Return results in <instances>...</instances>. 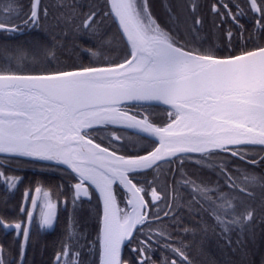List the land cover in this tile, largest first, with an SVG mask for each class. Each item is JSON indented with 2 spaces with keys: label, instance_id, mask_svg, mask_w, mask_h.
<instances>
[{
  "label": "snow or ice",
  "instance_id": "6c2138e0",
  "mask_svg": "<svg viewBox=\"0 0 264 264\" xmlns=\"http://www.w3.org/2000/svg\"><path fill=\"white\" fill-rule=\"evenodd\" d=\"M41 5L42 0H31L27 12L23 7L5 9L0 33L7 34L5 39L23 35L24 30L43 33L51 42L37 41L38 46L54 58L58 52L71 62L57 59L55 65L27 73L0 65V154H7L10 161L23 160L67 175L72 195L64 203L66 208L72 205L69 221L74 228L81 198L90 200L93 190L99 193L100 264H127L121 246L136 239L137 233L143 237L132 248L137 264H149L156 248L174 258L153 260L152 264H193L190 245L172 239L177 233L169 231L179 225L185 207L190 215L211 211L215 224L210 228L197 225L205 238L212 231L231 247L235 233L238 248L254 238L250 225L255 224L258 213L264 223V202L259 208L237 203L239 197L233 192L253 194L238 189L226 163L207 165L224 177L225 183L214 188L208 187L210 182L197 184L188 179L184 165L190 162L205 167L204 161L219 152L243 160L245 145L264 146V0H237L235 4L215 0L211 4L209 11L219 20L213 21V29L220 33L222 49L212 43L214 32L201 35L207 19L198 14L196 0L183 21L176 7H168L167 23L158 22L149 0H105L100 7L87 0H60L51 14ZM183 7L188 9L187 0ZM13 11L15 15H10ZM247 11L259 13L252 29L258 30L259 42L250 45L249 37L241 45L234 42L231 26L226 29L224 25L231 20L241 34L249 31L239 24ZM9 49L23 51L20 44H0V50ZM77 50L81 62L73 58ZM85 56L89 57L86 63ZM160 105L167 109L168 122L158 126L150 109ZM109 127L113 131L105 137L107 146L102 147L95 142L94 133ZM117 128L137 130L150 143L129 140ZM164 164L173 173V184L171 193L161 195L153 186L157 177L150 181L147 175L162 170ZM17 170L11 164L0 165V182L9 193L23 182L22 177L7 174ZM177 175L182 179L176 180ZM114 184L124 201L118 200ZM63 188V184L52 186L57 196L64 195ZM189 188L192 198L185 200L181 190ZM41 192L37 186L35 195L31 187L22 194L20 213L26 214V224L0 217V227L12 229L14 239L20 241L18 264H23L31 242V224L36 219L32 209L40 208V230L52 228L57 218L58 203L49 191L44 190L42 198ZM149 195L150 201L145 199ZM161 203L166 207H159ZM195 231L184 228V234ZM78 242L79 237L73 240L71 234L62 239L55 264H61L62 257L80 264ZM0 264H11L5 261L2 247Z\"/></svg>",
  "mask_w": 264,
  "mask_h": 264
},
{
  "label": "trees",
  "instance_id": "16d2710c",
  "mask_svg": "<svg viewBox=\"0 0 264 264\" xmlns=\"http://www.w3.org/2000/svg\"><path fill=\"white\" fill-rule=\"evenodd\" d=\"M234 1L235 3L237 2V0ZM30 2L31 0H18V3H13L12 0H0V18H4V10L10 7L12 9L23 7L24 12H27L30 8ZM82 2H84V0H82ZM87 2L95 3L97 7H100L104 5L105 0H87ZM59 3L60 0H42L41 7H47L51 14L56 11V5H58ZM150 6L153 15L157 17L158 22L161 23H167L169 20L168 15L163 19H160V17H158L161 10L167 11L168 7H176L177 11L181 14V21L188 17L189 11L191 10L189 4L188 9L186 10L183 5L175 6L174 4H170L163 7L157 6L151 0ZM241 7L243 8L245 7V5L242 3ZM205 9V13L203 12V10L201 11L200 9H198V14L202 17H206L207 19V22L203 25V31L201 32V35L207 36L208 33L214 32V35L211 37L212 43H214L217 48L222 49L223 45L219 39L220 33L219 31L213 29V21L219 23V20L217 19V17L211 14L209 9ZM107 10L108 9L105 8V11ZM247 12L250 13L249 11ZM10 15H15V12L13 11L12 13H10ZM21 15H23V13H21ZM12 22L19 23L20 21L13 20ZM190 22L191 21L189 20V23ZM106 23L110 25L111 21L108 20L106 21ZM228 25V23L225 24L224 28H226V26L228 27ZM251 27L253 28V26ZM246 28L250 27L247 25ZM232 31L234 32L235 36L236 31L234 29H232ZM250 31V34L247 35L248 38L251 37L250 39H248L249 44L251 45L259 42L258 30L253 31L250 29ZM6 36V33H0V44H20L23 47V51L14 52L10 49L0 50V65L4 67H10L13 70H19L21 72L27 73L32 71L33 69H39L49 64L55 65L57 59H59L60 61L71 62L67 61L66 56L60 55L58 52L56 54V57L54 58L51 55L50 51H45L38 46V44L36 43L37 41H39L40 43L51 42V37L46 36L43 33H29L27 30H24L23 35H17L14 39H5ZM247 37L245 36L242 41L238 40L237 37H234V42L242 45ZM74 42L82 44L80 40H76ZM204 46L208 47L207 41L205 42ZM73 58L76 62H81V57L78 50L73 53ZM88 59L89 57L87 56L83 57V62H88ZM150 111L152 112L153 118L157 122L158 126H160L162 123L168 122V116L166 115L167 109L155 106L150 109ZM109 131H113V128L109 127L106 130L100 129L95 132L94 134L98 137L96 142L101 143L102 146H107L108 141L105 137L107 136V133ZM116 131H118L121 135L129 140H140L141 144L150 143L149 139H146L132 132H128L119 128H117ZM119 143H123V141ZM119 143L117 146H119ZM242 150L247 153L245 158L251 161H256L262 156L263 153V149L260 147H243ZM216 155L221 164L226 163L227 167H229V164H231L232 167L234 166L242 171L251 172L254 175L255 179L258 178L257 182L260 184V188L255 187L257 191L249 190L253 194L251 199L250 197L246 196V194L238 195L242 197V199L246 201V203H251L253 205H256V208H259L261 202H264V163L260 162L262 159H264V156L259 161H257L255 165H253L252 163L241 161L228 153L219 152ZM235 172L236 176L238 175L239 177L240 172ZM253 186L255 185H252V187ZM244 188L246 190L249 189H247L246 187ZM6 195L7 193L4 190V186L0 183V217H7V206L5 204V200L7 198ZM232 195L235 196L237 194L236 192H233ZM259 199L260 201L257 203V200ZM238 203H240V201ZM98 206V203L93 204L94 214L89 209L84 208V206L76 209L77 213H75V216L73 217L75 221L74 223L76 225V234H73L74 237L72 239L75 240L77 237H79L77 248L81 247V249L84 250V248L87 246V241L92 240L93 237L97 236L99 229V214L97 212ZM180 215L183 217V219L180 220L179 225L174 226L170 229L171 231L177 233L172 237V239L182 241L185 245H190V247L188 248V252L190 253L191 259L193 260V264H264V223L261 222V216L259 213L257 214L255 224L250 225V228H252L255 233L254 238L246 239L244 246L241 248H238L235 243L237 239V235L235 233L232 234L231 237L233 244L231 247H229L225 243L224 238H220L218 235L213 234L212 231H209L207 238H205L204 234L197 229V225H199L200 227L208 226L210 228L215 224V220L212 217L210 211L207 214L201 213L200 215H190L187 208L185 207V210ZM184 228L196 229V231L184 234ZM219 231L220 229L217 228L216 233H219ZM67 235L68 234H61V236H58L59 238L57 240L59 241L57 243V251L60 250L61 240L64 239ZM55 243L56 241L51 242V238L46 237L45 246L47 248V251L49 248H51V246L56 245ZM54 256L55 254H49L46 252V250L43 255H39L37 248L32 249V247H30V250L26 254L24 264H49V261H51ZM165 257L168 260L170 258H174L166 251ZM95 263L96 261L93 264ZM67 264L74 263L69 260Z\"/></svg>",
  "mask_w": 264,
  "mask_h": 264
},
{
  "label": "flooded vegetation",
  "instance_id": "af4514ba",
  "mask_svg": "<svg viewBox=\"0 0 264 264\" xmlns=\"http://www.w3.org/2000/svg\"><path fill=\"white\" fill-rule=\"evenodd\" d=\"M155 5L157 6H167L170 4H174L175 6H181L184 4V0H151ZM194 2V0H187V3L189 4V7L191 8V4ZM196 2L199 3L200 7L199 9L205 13L204 9H210L211 4L215 2V0H196ZM225 0H220V3L223 4ZM250 2V0H249ZM150 3V0H149ZM231 4H235L234 0H230ZM205 9V10H206ZM224 11V9H221ZM234 12L239 11V9L233 8L232 9ZM250 13L246 12V14L241 17L239 24L244 25L245 27L248 25L250 28L249 31H245L241 34L239 31L238 27L234 24H232L231 20L228 22V27L226 26V29L231 26L232 29L236 31V35L234 37H237L238 40L242 41V36L243 38L247 35L250 34V29L252 30L253 24L255 23L256 17L259 16V13H256L253 15L251 11ZM168 13L165 10H161L158 17L160 19L167 17ZM204 15V14H203ZM209 16V15H208ZM227 24V23H226ZM248 39V37H247ZM153 111V110H152ZM167 115V112H166ZM168 116V115H167ZM112 131H109L107 133L110 134ZM237 158V157H236ZM193 159H196L194 156ZM239 159V158H238ZM245 160L251 161L249 159L244 158ZM241 161H245V160ZM258 160V159H257ZM247 162V161H245ZM210 163H214L216 165H220V161L218 160L217 155L213 156L210 160H205L204 164L205 167H200L197 166L194 163L186 162L184 165V171L186 172L187 178L195 181V183L199 184L201 180L205 181L208 183V187L214 188L217 186V184L223 185L225 183L224 177L219 176V173L216 172L214 173L209 169L207 166ZM11 164V167L14 169H18L15 172L9 171L7 174L8 175H16L20 176L23 178V182L19 183V186L17 189H15L13 192L9 193L6 191L5 184L3 182H0L4 186V190L7 193V198L5 200V204L7 206L6 212H7V217H10L11 219L7 222L10 223H16V222H22V223H27V217L25 215H21L20 213V205L23 201V192L31 187L33 195H35V188L37 186H40L42 188V192L40 193V197H43V191L47 190L51 193L50 198L58 203V208H57V218L54 220V224L52 228L49 229H44L40 230L38 228V220H39V213H40V208L37 207L35 209H32L34 212L35 220L31 224V242L28 244L27 247V253L30 250V247L32 249L37 248V251L39 252V255H43V253L46 252L49 254H55L54 258L49 261V264H55L56 261V253L58 252L57 246H58V241L57 240L61 236V234H71V237L73 238L74 235L76 234V225L75 228L73 227V222L69 221V212L72 209L71 203L68 204L67 208L65 207L64 201L68 199L69 201L71 200V189H70V184L71 181L67 175H65L62 171L60 170H50L48 168L42 167L41 165H31L28 163L23 162V160L20 161H10L8 157L0 156V165H9ZM177 165H172L173 168H175ZM168 165L164 164L162 166V170H154L152 173H149L147 175L148 180H152L154 177H157L156 179V184L153 185L155 187H158L161 195H163L165 192L171 193V187L173 184V173L167 171ZM227 169H230L228 174L232 177L233 181L237 184L238 187L245 186L249 189H251L252 184L249 182L251 181L252 178H254V175L249 172V171H242L239 168L232 167L231 164H229V167ZM226 169V170H227ZM239 171L240 175L236 176V172ZM143 179V177H141ZM176 180H181L182 178L177 175L175 177ZM63 184V192L64 195H59L57 196L55 193H53L52 186L54 185H60ZM165 184H167V187H165ZM224 191L228 190L227 187L223 188ZM114 191L118 192V200L119 201H124V196L122 192L119 191V188L115 186ZM149 193L151 192V188L148 189ZM191 189L189 188L188 191L181 190V195L185 197V200H189L192 198L190 195ZM199 198V197H198ZM82 199V204L78 207L81 208L84 206V208L89 209L93 214H94V207L93 204H99L98 206V214L99 217L101 216V206H100V201L98 196L96 195L95 191L91 193V199L89 200L88 198H81ZM146 200H151V196H146ZM27 206L31 209V200L28 199L26 201ZM125 203L122 202L120 203V207H124ZM207 208L209 205L205 204ZM159 207H166L164 203H161ZM155 211V209H153ZM211 212V211H210ZM77 213V211H75ZM74 213V216H75ZM163 215V213H161ZM74 220V218H73ZM75 222V221H74ZM166 223V221H165ZM100 227V225H99ZM153 227V231H155V226ZM99 231V229H98ZM169 231H171L169 229ZM98 234V233H97ZM15 232L12 229H4L0 227V247L4 249V259L6 262H11V264H18V250H19V240L14 239L15 237ZM49 237L51 238V242L56 241V245L51 246V248L48 249L45 246V238ZM143 239L142 236L137 233L136 239H133L131 243H128L124 247L122 259L127 262V264H137V253H134L132 251V248L136 246L137 240ZM161 244L164 243V241L160 242ZM83 247V246H82ZM155 248V245H153ZM81 249V247H78ZM99 241L97 239V236L93 237L92 240L87 241V246L82 249V253L79 256L78 260L80 264H93L95 261L97 264V258H98V253H99ZM26 253V254H27ZM151 255V260L149 261V264H152L153 260H161L165 258V250L163 248H156L154 254ZM26 256L24 257L25 261ZM173 258H170L169 261H171ZM69 260L74 263L73 259L71 257H62L61 258V264H67ZM23 261V264H24Z\"/></svg>",
  "mask_w": 264,
  "mask_h": 264
},
{
  "label": "water",
  "instance_id": "95a60500",
  "mask_svg": "<svg viewBox=\"0 0 264 264\" xmlns=\"http://www.w3.org/2000/svg\"><path fill=\"white\" fill-rule=\"evenodd\" d=\"M160 107H165V106L160 105ZM165 108H166V107H165ZM121 129H123V128H121ZM124 130H127V131H130V132H132V133L138 134L137 130H132V129H124ZM138 135L143 136V134H138ZM143 137H144V136H143ZM96 143H97V142H96ZM102 147H103V146H102ZM244 147H260V148L263 149V154H262V156L264 155V146H261V145H245ZM0 156L8 157L7 154H0ZM244 160H245V159H244ZM245 161H247L248 163H252V161H248V160H245ZM115 186H117V187L119 188L118 185L114 184V188H115ZM95 193H96V195H97L98 198H99V193H98V192H95ZM99 201H100V206H101V216H102V201L100 200V198H99ZM127 244H128V242H125V244H122V246H121V255H123L124 247H125ZM100 260H101V254L99 253V264H100Z\"/></svg>",
  "mask_w": 264,
  "mask_h": 264
},
{
  "label": "rangeland",
  "instance_id": "374dc122",
  "mask_svg": "<svg viewBox=\"0 0 264 264\" xmlns=\"http://www.w3.org/2000/svg\"><path fill=\"white\" fill-rule=\"evenodd\" d=\"M263 156H264V155H263ZM263 156H262V157H263ZM257 179H258V178H256L254 181H253V179H252L251 181L249 180V182H250L252 185H255V186L251 187V189H248V188L246 187V188L248 189V190H246V189L244 188L245 186L238 187V189H239V188H244L246 192L257 191V190L255 189V187H259V188H260V184L257 182ZM249 190H251V191H249ZM227 191H228V190H226V192H227ZM251 193H252V192H251ZM236 194H237V195H235V196H238V197H239V199L237 200V203H238L239 201H243L244 204L249 205V206H251V207H255V206H256V205H253V204H251V203H249V204L246 203V201H244V200L242 199V197H240V196L238 195V194H239V191H238V190L236 191ZM233 196H234V195H233ZM246 196H247V195H246ZM258 198H259V197H258ZM258 198H257V199H258ZM250 199H251V197H250ZM259 201H260V199L257 200V203H258ZM121 208H122V207H121ZM99 249H100V248H99ZM99 253H100V250H99ZM99 253H98V258H97V264H99Z\"/></svg>",
  "mask_w": 264,
  "mask_h": 264
}]
</instances>
